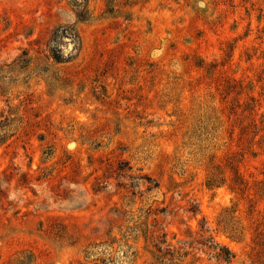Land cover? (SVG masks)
Masks as SVG:
<instances>
[{"label":"rangeland","instance_id":"obj_1","mask_svg":"<svg viewBox=\"0 0 264 264\" xmlns=\"http://www.w3.org/2000/svg\"><path fill=\"white\" fill-rule=\"evenodd\" d=\"M0 264H264V0H0Z\"/></svg>","mask_w":264,"mask_h":264},{"label":"trees","instance_id":"obj_2","mask_svg":"<svg viewBox=\"0 0 264 264\" xmlns=\"http://www.w3.org/2000/svg\"><path fill=\"white\" fill-rule=\"evenodd\" d=\"M58 33V30H54L53 33H52V37H51V42H56L57 39H55V34ZM66 33V32H65ZM64 34V33H63ZM67 34V33H66ZM61 37H63L64 35H60ZM74 36V35H73ZM75 36L77 37V35L75 34ZM74 38V37H73ZM52 57L56 60V61H62V58H63V55L61 53V50L58 48V44H56L54 46V48H52ZM159 252H161V256L162 257H165L166 255H169V256H173V253H171V251L167 250V252H163L160 247L158 248ZM220 256L223 257V259L227 262H230L232 260V258L234 257V254L229 251L227 249V251H225V253H220L219 254Z\"/></svg>","mask_w":264,"mask_h":264}]
</instances>
